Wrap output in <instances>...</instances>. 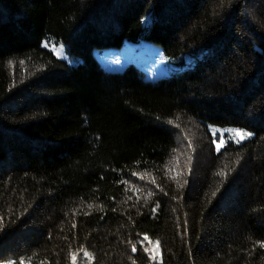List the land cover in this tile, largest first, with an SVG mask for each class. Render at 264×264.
<instances>
[{"label":"trees","instance_id":"obj_1","mask_svg":"<svg viewBox=\"0 0 264 264\" xmlns=\"http://www.w3.org/2000/svg\"><path fill=\"white\" fill-rule=\"evenodd\" d=\"M0 264H264V0H0Z\"/></svg>","mask_w":264,"mask_h":264},{"label":"rangeland","instance_id":"obj_2","mask_svg":"<svg viewBox=\"0 0 264 264\" xmlns=\"http://www.w3.org/2000/svg\"><path fill=\"white\" fill-rule=\"evenodd\" d=\"M45 44L48 46L45 47ZM42 46L50 50L56 58L72 63L63 44H54L48 41H43ZM94 54L105 70L122 72L128 64L133 63L143 71L146 80L150 82H156L161 78L175 75L185 69V67H176L165 63L160 47L146 41H140L138 43L125 42L120 48L97 50ZM237 131L249 133L250 135L236 136L235 133ZM210 132L213 136L217 137L216 142H219L220 139L224 140L220 149L223 148L227 141H232L238 144L245 142L253 136L251 132L232 128H219L215 126L210 127ZM215 148L217 150L216 143ZM145 238V241L142 240L144 250L152 260L158 262L160 251L158 250L156 242L152 238ZM89 258L90 254L87 251H83L82 255L79 257L80 262L84 263L87 262Z\"/></svg>","mask_w":264,"mask_h":264},{"label":"snow or ice","instance_id":"obj_3","mask_svg":"<svg viewBox=\"0 0 264 264\" xmlns=\"http://www.w3.org/2000/svg\"><path fill=\"white\" fill-rule=\"evenodd\" d=\"M44 46L47 47L48 45L45 44ZM235 134H236V136H247V135H250L249 133H243V132H239V131H237ZM213 142L216 143L217 150L219 151L221 145L224 143V140L223 139H220L219 142H216V140L214 139ZM132 250H133V252L136 251L135 245L133 246V249Z\"/></svg>","mask_w":264,"mask_h":264}]
</instances>
